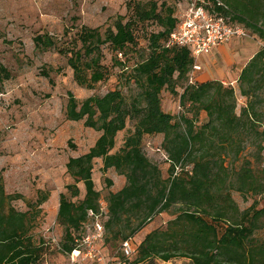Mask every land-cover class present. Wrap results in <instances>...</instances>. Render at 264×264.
Returning a JSON list of instances; mask_svg holds the SVG:
<instances>
[{
	"label": "trees",
	"instance_id": "16d2710c",
	"mask_svg": "<svg viewBox=\"0 0 264 264\" xmlns=\"http://www.w3.org/2000/svg\"><path fill=\"white\" fill-rule=\"evenodd\" d=\"M216 1H211L210 11L264 43V0ZM126 11V16L116 17L104 34L82 27L58 51L67 57L79 87L92 90L107 80L112 68H118L139 90L130 101L119 89L81 103L68 94L66 119L83 121L100 136L86 153L69 158L66 164L75 181L66 187L70 197L79 196V182L85 195L80 202H73L65 193L59 194L56 221L63 229L60 252L68 255L78 250L85 225L91 220L89 213H101L100 195L92 178L94 162L101 160L103 173L113 169L125 180L120 190L106 197L103 226L107 236L103 241L112 246L118 243L120 248L130 241L137 256L134 264L152 258L163 262L187 258L192 264H264V240L255 237L264 227L260 225L264 208L256 210L254 201L248 209L240 210L232 198L233 192L264 194V167L258 177L248 160L235 166L246 144L256 147L255 162L264 165V48L249 60L237 79L239 94L246 100L237 114L231 85L220 81L189 83L194 64L190 49L168 46L178 22L177 9L155 1L130 0ZM149 24L158 30L148 33ZM140 38L146 40L144 49L140 48ZM34 43L45 50L54 47L53 40L44 35L36 36ZM104 47L111 54L110 66L103 63ZM1 75L10 79L3 66L0 81ZM163 91L178 97L182 109L178 116L163 111ZM201 113L207 120L199 124ZM127 122L133 123V129L122 147L112 153L116 136L127 128ZM157 135L162 136L161 149L169 164L166 178L143 151L144 137ZM21 199L19 194L8 195L0 178V264H42L48 250L41 238L31 234L33 221L48 197L28 202L25 212L11 205ZM170 212L174 219L167 227L146 234L134 248L133 237L154 217Z\"/></svg>",
	"mask_w": 264,
	"mask_h": 264
},
{
	"label": "rangeland",
	"instance_id": "374dc122",
	"mask_svg": "<svg viewBox=\"0 0 264 264\" xmlns=\"http://www.w3.org/2000/svg\"><path fill=\"white\" fill-rule=\"evenodd\" d=\"M130 0H0V66L10 73V79L1 75L0 81V178L3 179L8 195L19 194L21 200L11 203L17 211L28 210L27 203H34L46 195L47 201L40 206V214L33 221L31 234L35 239L41 238L48 248L42 264H134L135 254L122 258L119 244L97 241L94 249L103 262L95 258L77 257L74 261L60 252L63 229L56 221L59 194L65 193L73 202H80L85 195L84 186L77 183L79 196L71 198L67 192L68 185L75 181L66 171L69 158H76L86 153L96 142L100 133L86 128L83 121L72 122L66 119L65 108L68 94L71 93L78 103L91 96H102L107 91L119 89L127 101L139 92L137 87L128 83V76L112 68L110 75L92 90L79 87L73 80L72 70L67 64V57L58 51L67 46L76 37L82 27L98 29L102 34L111 26L118 16H126V5ZM141 2L155 1L158 5L165 3L177 9V14L186 7L185 0H135ZM149 24L146 31H157ZM38 35L50 37L54 47L48 50L36 47L34 38ZM140 48H146L145 38H140ZM251 46L252 53L261 50L254 38L244 41ZM106 66L111 65V54L103 48ZM134 61L135 57H132ZM196 78V77H195ZM193 77V81L195 79ZM239 114L246 100L240 96L237 84L234 85ZM178 92L181 90L178 88ZM162 109L166 113L178 116L182 109L178 97L167 91L161 94ZM207 120L205 113L200 114L199 124ZM198 124V125H199ZM133 123L127 122V128L118 133L112 153L118 151ZM162 136H146L143 139V151L147 158L159 166L164 178L168 175L169 164L161 149ZM256 147L246 144L240 155L242 160L252 164L255 174L262 175L264 165L255 162ZM264 155V153H262ZM264 157V156H262ZM101 160H95L92 178L95 189L100 195V223L106 220L105 200L109 192L120 190L125 180L110 169L101 171ZM107 181H111V185ZM232 198L240 210L248 209L256 202V210L264 208V194L251 196L233 192ZM173 213H162L135 237L134 248L138 247L146 234L154 230H164L168 221L174 219ZM264 225V216L261 224ZM107 233L104 229V236ZM255 237L264 240V227ZM138 264H192L187 258H175L163 262L152 258Z\"/></svg>",
	"mask_w": 264,
	"mask_h": 264
},
{
	"label": "built area",
	"instance_id": "2783aa9c",
	"mask_svg": "<svg viewBox=\"0 0 264 264\" xmlns=\"http://www.w3.org/2000/svg\"><path fill=\"white\" fill-rule=\"evenodd\" d=\"M211 1L216 0H185L186 7L176 15L177 26L168 41V46L190 49L194 59L189 79L190 84L193 83L195 74L201 70L198 65L201 56L209 54L213 48L225 45L233 39L250 37L242 26L233 25L210 11ZM259 44L261 48H264V43ZM100 215L101 213L96 216L92 212L89 213L91 220L85 225V232L80 241L79 249L68 254L72 261L82 256L83 258H95L97 262H103L102 257L94 249V244L101 241L104 236V226L98 221ZM120 251L126 259L134 255V249L130 241L124 242Z\"/></svg>",
	"mask_w": 264,
	"mask_h": 264
},
{
	"label": "crops",
	"instance_id": "0c3cea01",
	"mask_svg": "<svg viewBox=\"0 0 264 264\" xmlns=\"http://www.w3.org/2000/svg\"><path fill=\"white\" fill-rule=\"evenodd\" d=\"M251 37L233 39L229 43L213 48L198 60L201 70L194 76L195 82L220 81L223 85L237 84L241 70L256 54L245 43ZM259 45V43H258ZM58 211V210H57Z\"/></svg>",
	"mask_w": 264,
	"mask_h": 264
}]
</instances>
